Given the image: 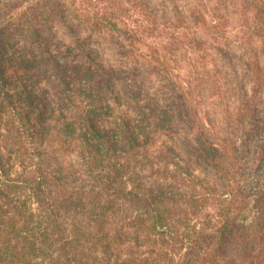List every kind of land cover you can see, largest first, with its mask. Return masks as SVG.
Returning a JSON list of instances; mask_svg holds the SVG:
<instances>
[{
    "label": "rangeland",
    "instance_id": "1",
    "mask_svg": "<svg viewBox=\"0 0 264 264\" xmlns=\"http://www.w3.org/2000/svg\"><path fill=\"white\" fill-rule=\"evenodd\" d=\"M62 1L68 18H75L65 22L56 19L49 24L54 35L51 46H62L63 65L68 58L91 64L95 88L81 89L80 78L74 80L68 70H63V79L48 83L44 92L39 90L35 119L48 134L44 141L39 139L43 142L41 152H35L34 159H27L20 150L11 178L16 187V183L22 186L20 183L27 176L40 177L49 184L46 193L37 191L27 201L24 197L28 188L20 189V193L29 202L28 211L31 210L34 221L50 218L61 230L66 229L65 236L76 238L72 242L76 257L72 261L65 258L62 243L55 239L56 231L36 246L10 234L12 243L18 246L19 264H175L180 260L184 250L178 243L172 245L173 235L152 230L148 222L156 211L171 222L183 216L193 222L197 215L186 213L189 207L185 197L201 193L207 198L205 209H209L214 201L211 196L223 192L218 181L213 180V170L202 169L189 151L190 143L195 142V129L181 122L176 130L165 133L155 125L149 136L136 137L141 163L134 171L157 196L151 203L144 199L137 206L130 203L131 194L118 192L110 196L115 207H108V194H100L104 185L95 182L93 173L86 170L79 141L67 137L64 130L68 118L84 111L89 115L87 119L102 131L109 152L125 161L129 155L127 138L113 135L114 118L129 115L139 129L140 118L161 123L165 110L172 107V101L177 102V92L185 94L190 106L188 116H194L196 124L200 123L218 140L227 139L248 192L247 213H254L251 217L243 214L239 223H256L253 264H264V236L260 231L264 230L260 229L264 226V163L256 164L255 151L257 144L264 142V131L260 128L249 132V119L243 114L245 109L241 110L245 100L264 125V42L253 33L252 10L242 6L243 0H115L121 7H128L129 15L121 17L123 23L119 20L117 27L111 29L104 24L95 27L91 25V15H83L87 11L94 13L99 7L108 11L113 8L111 0ZM69 22L73 31L67 26ZM124 23L131 26L132 38L119 33ZM255 58L260 62L258 70L251 67ZM111 68L118 71L113 74L112 88L123 93L120 102L112 98L101 76L102 73L107 78ZM71 69L75 68L71 65ZM102 69L107 72H101ZM135 85L133 94L130 88ZM104 102L109 103L111 111L100 110ZM175 109L173 106L169 113L176 114ZM76 133L78 137L81 131ZM36 161L39 163L35 164ZM124 174L123 187L129 190L133 185ZM237 182L238 179L233 188ZM174 192L180 193L181 199H173L170 194ZM103 204V213L96 215ZM7 213L0 212V227L11 216L17 218L19 227L23 226L27 213ZM142 218L147 222L144 226ZM78 224L85 230L75 228ZM137 226H142L140 234L136 233ZM2 240L8 241L0 236V264H7L8 252H1Z\"/></svg>",
    "mask_w": 264,
    "mask_h": 264
},
{
    "label": "trees",
    "instance_id": "2",
    "mask_svg": "<svg viewBox=\"0 0 264 264\" xmlns=\"http://www.w3.org/2000/svg\"><path fill=\"white\" fill-rule=\"evenodd\" d=\"M114 1L111 0L113 8L110 7L108 11H101L99 7L94 13L87 11L83 15L87 17V14H90L93 18L91 25H95V27L99 28L104 24L114 29L117 27L119 20L123 23L121 17L129 15L128 7H121L116 1L117 4H115ZM61 2L63 1L0 0V212L6 215L7 212L14 210L17 216L27 213V216L23 218V226L19 227L17 218L11 216L7 220V224L0 227V236H4L8 240H2L3 249L1 251L3 253L8 252L6 256L7 264L20 263L17 259L18 256L20 257L18 246L12 243L10 234L21 236L22 239L36 246L39 243L46 242L49 237H53L54 231H56L55 239L62 243L65 258L72 261L76 257L73 251L75 245L72 244L76 241V238L65 236L66 229L61 230L60 225L55 224V221L52 222L50 218L34 221L31 210L28 211L27 204L29 202H26L27 199L33 198L34 193L36 194L37 191L46 193L49 184L40 177L27 176L20 183L22 186L16 183L17 188L16 185L12 184L14 181L11 178L12 171L16 170L15 163L18 160L20 150L22 149L26 153L27 159H34L35 152L37 154L41 152L43 143L41 141H44L48 134L47 130L40 126L35 119L38 117L36 107L40 101L39 90L44 92L48 83L54 82L56 78L63 79V70H68L74 80L80 78L81 89H83V86L90 90L95 88V73L91 64L74 62L68 58L65 65H63L62 46H56L55 44L51 46L52 36L54 35L49 24H52L56 19L65 22L66 19L75 18L73 16L68 18L69 14H66L67 10H63V3ZM114 6H118L116 10ZM242 6L246 10H252L253 33L264 42V0H243ZM71 25L70 22L69 25L67 24L69 30L73 31ZM121 29L123 30L119 33L124 38H132L133 30H131L129 24L124 23ZM69 47L67 46V48ZM251 63L252 68L260 69V62L257 58L253 59ZM71 65L75 69H71ZM100 71L107 72L106 69ZM121 71L119 70V72ZM116 72H118L116 69L111 68L107 73V78L102 73L101 76L104 85L110 90L112 98L120 102L123 93L112 88L114 83L113 74ZM64 78H66L65 75ZM257 80L259 81V78ZM41 83L45 85L43 84V87H40ZM134 88H136V85L130 88L133 94H135ZM176 95L178 96L177 102L174 104L172 101L171 106L176 108L177 113H169L172 112V107L166 109L163 114L165 118L161 123L140 118L142 127L139 129V126L135 125L136 123L133 119H130L129 115L114 118L115 126L111 128L113 135L119 137V139L127 138L129 155L125 161H121L120 156L109 152L102 131L87 119L89 115H85L84 111L76 112L64 122L65 134L67 137L77 138L79 141V153L83 157L86 170L93 173L96 178V181L93 179L95 182H101L104 185L100 194L102 192L108 194V207H115V200H111L112 197L110 196L114 194L116 196L118 192L122 191L131 194L129 199L131 204L134 203L140 206V202L144 199L151 203L157 194L154 193L153 189H147L143 180L134 171L136 165L141 163V152L135 138L142 137V135L149 136L150 129L154 128L155 125H159L160 131L165 133L172 129L176 130V125L179 126L181 122L193 127L196 132L195 142L190 143L189 151L202 169L210 167L213 170V180L215 183L218 181L223 192L211 196L215 202L209 204L212 206L209 209H205L207 198L203 194L191 193L185 197V203L189 207L186 213L197 215L193 222L190 217L185 218V216H183L185 219L177 217V222H171L167 216L156 211L152 214V219H150L148 225L152 230L169 232L173 235L172 245L178 243L180 248L184 250L180 255V260L175 264H215L225 262V260L227 261L225 264L237 262H239L238 264H253L255 256L252 248L255 236L253 232L256 231L254 230L256 223L253 222L247 225L239 223V219L243 217V214L246 213L249 217L254 215L253 212L247 213L246 210L245 197L248 192L244 190L245 185L241 180L243 178L242 170L236 164L234 153L230 152L228 148L227 139L218 140L208 130L203 129L200 123L196 124V118L188 116L190 106L186 101L185 94L177 92ZM136 101L138 102V100ZM244 101L241 110L245 109L243 114L249 119V132L260 128L264 131V125L261 126V123H259L258 116L254 113L253 108L250 109V106ZM126 103L128 104V102ZM103 105L99 107L102 112L111 111L108 102H104ZM150 110L154 109L150 107ZM87 112H89L88 109ZM158 120H160V117H158ZM78 129L81 133L76 137ZM8 142L13 144L8 146L6 144ZM102 145L106 147L105 150ZM257 145L258 151L255 150L257 152L256 164L259 162L264 163V142ZM4 152H7L6 157ZM171 159L175 161L173 158ZM28 165H30L29 162ZM125 172L131 185H133L129 190L123 187L124 184L121 180ZM237 179L238 182L233 188L232 185ZM95 186L96 183L92 185V188H95ZM119 186H122V189ZM25 187L28 188L24 197L26 201L20 193V189L22 190ZM96 191L99 192V190ZM170 195L173 199L177 196L176 200L181 199L179 196H182L176 192ZM203 200H205V203ZM100 207L102 209H97L96 215L102 214L106 206L103 204ZM145 212L150 214V210ZM142 221V226H144V223L147 222H144L143 218ZM54 225H56L55 229L52 230ZM142 226L136 227L137 234L142 232ZM76 227L77 229L83 228L79 224ZM84 228L83 230H85ZM263 228L262 225L260 229ZM260 231L264 236V230ZM79 242L80 240L77 239V243ZM232 251L234 252L232 253ZM227 259L230 261L228 262Z\"/></svg>",
    "mask_w": 264,
    "mask_h": 264
}]
</instances>
